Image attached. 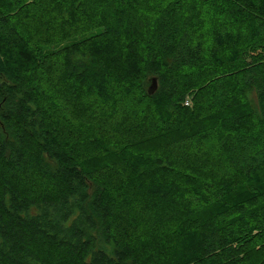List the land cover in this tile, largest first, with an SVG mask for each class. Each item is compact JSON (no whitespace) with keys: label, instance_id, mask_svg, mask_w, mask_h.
<instances>
[{"label":"trees","instance_id":"16d2710c","mask_svg":"<svg viewBox=\"0 0 264 264\" xmlns=\"http://www.w3.org/2000/svg\"><path fill=\"white\" fill-rule=\"evenodd\" d=\"M0 264H264V0H0Z\"/></svg>","mask_w":264,"mask_h":264},{"label":"rangeland","instance_id":"374dc122","mask_svg":"<svg viewBox=\"0 0 264 264\" xmlns=\"http://www.w3.org/2000/svg\"><path fill=\"white\" fill-rule=\"evenodd\" d=\"M151 85V84H150ZM150 85H149V87H150ZM195 91H197V90H195ZM192 95L191 96H188L187 98H186V101H185V105H193V100H192ZM64 106L65 107H67L68 109H71V112L73 113V115H75V117H77V113H80L81 114V116H82V118L83 119H87L88 121L87 122H90V121H93V120H95V114H93V115H90L87 111H88V108L86 109V107L85 106H78V105H73V107H72V105H70V104H64ZM122 106L125 108V109H128V105L126 104V103H123L122 104ZM121 110H122V108H121ZM99 115H101V116H107V114H105L102 110L101 111H99ZM80 117H77V119H79ZM125 119L127 120V121H129V122H132V120H134V121H136V119L135 118H132L131 119V117L129 116V115H127L126 117H125ZM109 122V124L110 125H112L113 127H117V126H120V127H123L122 125H120L119 123H117V122H114V121H108ZM79 123H80V121H79ZM95 128H94V130L95 129H97L98 127H99V125H100V123H99V121L97 122V120L95 121ZM101 126V125H100ZM123 129H124V131L125 132H128L124 127H123ZM96 131V130H95ZM74 134H77L76 133V131H75V128H74V131H73V127L72 126H70V131L68 132V135H74ZM209 140V139H208ZM88 141H89V138H88ZM81 141H79V143H80ZM90 142V141H89ZM89 142H87V143H89ZM78 143V142H77ZM91 146V143H90V145H89V147ZM209 146V145H208ZM207 152V150H206V148L205 147H203L202 149H200V150H198L197 151V148L195 147L194 148V150H189L188 152H187V155L188 156H190V158H191V160H193V159H196V158H200L199 156L200 155H202V154H205ZM93 153V159H94V162L96 161V158L99 156V153H97V151H93L92 152ZM99 159H100V161H101V164L102 165H104L105 166V164H107V162H106V160H105V158L101 155L100 157H98ZM105 167H107V166H105Z\"/></svg>","mask_w":264,"mask_h":264},{"label":"water","instance_id":"95a60500","mask_svg":"<svg viewBox=\"0 0 264 264\" xmlns=\"http://www.w3.org/2000/svg\"><path fill=\"white\" fill-rule=\"evenodd\" d=\"M158 79L157 77H153L151 79V85L149 87V93L154 94L158 90Z\"/></svg>","mask_w":264,"mask_h":264}]
</instances>
